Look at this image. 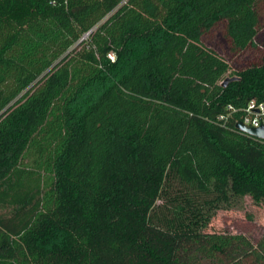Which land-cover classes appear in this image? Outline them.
Returning <instances> with one entry per match:
<instances>
[{
	"label": "trees",
	"instance_id": "1",
	"mask_svg": "<svg viewBox=\"0 0 264 264\" xmlns=\"http://www.w3.org/2000/svg\"><path fill=\"white\" fill-rule=\"evenodd\" d=\"M263 33L264 0H0V264H264L206 232L264 207Z\"/></svg>",
	"mask_w": 264,
	"mask_h": 264
},
{
	"label": "rangeland",
	"instance_id": "2",
	"mask_svg": "<svg viewBox=\"0 0 264 264\" xmlns=\"http://www.w3.org/2000/svg\"><path fill=\"white\" fill-rule=\"evenodd\" d=\"M261 38H264V33ZM263 231L264 207L250 197H245L230 209L217 211L206 230L209 233L241 234L253 244H256Z\"/></svg>",
	"mask_w": 264,
	"mask_h": 264
},
{
	"label": "built area",
	"instance_id": "3",
	"mask_svg": "<svg viewBox=\"0 0 264 264\" xmlns=\"http://www.w3.org/2000/svg\"><path fill=\"white\" fill-rule=\"evenodd\" d=\"M225 78H229V76L226 75ZM222 82L223 81H221V83ZM228 112H236V110H234L231 106H228L226 108V113L219 116V120L225 121ZM240 112L242 115L238 122H241L244 126L249 128H264V103L257 104L255 101L250 100L248 104L240 110Z\"/></svg>",
	"mask_w": 264,
	"mask_h": 264
},
{
	"label": "water",
	"instance_id": "4",
	"mask_svg": "<svg viewBox=\"0 0 264 264\" xmlns=\"http://www.w3.org/2000/svg\"><path fill=\"white\" fill-rule=\"evenodd\" d=\"M237 80V78L235 77H229V78H225L223 80V82L221 83V85L223 87H225L229 82L235 81ZM250 100L246 101V104H248ZM212 119H215L216 114H212ZM235 129L245 135H248L250 137L256 138L258 140L263 141L264 140V128L260 127V128H249L244 126L241 122L236 123L235 125Z\"/></svg>",
	"mask_w": 264,
	"mask_h": 264
}]
</instances>
